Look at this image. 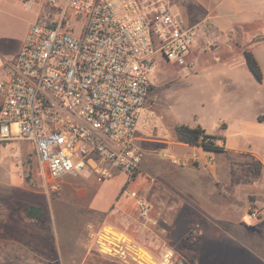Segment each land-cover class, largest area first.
Instances as JSON below:
<instances>
[{
	"label": "built area",
	"instance_id": "built-area-1",
	"mask_svg": "<svg viewBox=\"0 0 264 264\" xmlns=\"http://www.w3.org/2000/svg\"><path fill=\"white\" fill-rule=\"evenodd\" d=\"M47 3L53 15L30 25L17 55L0 66V142L32 144L47 182H102L112 170L131 180L143 159L138 127L156 128L149 104L155 68L163 61L192 75L198 27L174 0ZM122 193L135 199L140 218L148 217L144 198ZM89 231L100 253L120 251L125 259L117 249L130 244Z\"/></svg>",
	"mask_w": 264,
	"mask_h": 264
},
{
	"label": "rangeland",
	"instance_id": "rangeland-1",
	"mask_svg": "<svg viewBox=\"0 0 264 264\" xmlns=\"http://www.w3.org/2000/svg\"><path fill=\"white\" fill-rule=\"evenodd\" d=\"M47 2L9 0L6 13H0V44L9 38V56L15 52L30 25L53 15ZM174 2L185 18L180 7H189V0ZM186 12L192 14L193 11L187 8ZM190 57L195 68L188 77L182 76L179 68L163 61L155 68L149 104L155 115L156 127H166L172 133L176 124L200 126L208 134L223 137L228 146L239 143L245 137L238 138L235 134V118L223 107L224 102L223 105L208 102L204 89L206 82L209 86L212 82V96L221 98L228 92V81L220 78L205 81L204 71L213 72L214 65L205 68L197 51L192 50ZM222 122L230 124L228 130L220 129ZM248 128L246 137L253 139L257 133ZM11 133L16 136L14 124ZM255 147L260 150L257 142ZM163 158L182 162L196 160L200 165L203 162L194 149L182 147L169 148ZM79 183L81 181L77 179L75 184ZM127 183V177L119 172L112 173L107 180L96 182V187L85 184L86 192L84 188L78 190L76 185L47 182L40 174L32 144L25 141L0 142V264H264V225L249 216L252 208L247 209L241 218V226L248 233V239L236 240L218 235L209 239L199 237L197 229L195 233L191 230L187 234L192 237L179 240L178 236L187 225L181 221L173 223L167 237L162 223L151 222L150 214L147 218H140L136 213L144 226H156L155 236L150 239L143 232L137 241L118 231L105 229L118 243L124 240L131 246L127 250L117 249L125 252L124 260L120 251L114 252L115 256L103 255L89 235V225L96 231L101 230L96 227L92 216L105 215L118 199L125 200L122 189L131 193V189L126 188ZM30 206L41 210L38 220L24 215L25 208ZM104 208L106 211L100 212ZM151 240L152 244H147Z\"/></svg>",
	"mask_w": 264,
	"mask_h": 264
},
{
	"label": "crops",
	"instance_id": "crops-1",
	"mask_svg": "<svg viewBox=\"0 0 264 264\" xmlns=\"http://www.w3.org/2000/svg\"><path fill=\"white\" fill-rule=\"evenodd\" d=\"M189 3V7H179L184 11L187 23L198 27V38L192 50L202 57L205 68L210 64L215 68L213 72L204 71L205 81L215 78L228 81V92L221 98L212 96V82L210 86L206 82V100L216 105L224 102L223 107L236 120L235 134L245 138L228 146L223 137L215 135L222 139L219 143L224 151L209 153L179 143L174 129L171 133L166 127L159 126L148 134L139 125L137 139L143 159L140 170L131 180L127 179L126 188L131 189V194L145 199L150 206V221L162 223L167 237L173 223L181 221L187 225L178 236L179 240L192 237L187 234L191 230L195 233L196 229L199 237L207 239L212 235L229 240L248 239V233L241 226V218L247 209L252 208L249 216L264 225V0H189ZM7 7L9 0H0V13L5 14ZM187 8L193 11L192 14L186 12ZM25 36L10 56L9 38L0 44V66L17 55ZM244 50L250 53L260 69V83L246 66ZM207 53L210 55L206 56ZM229 127L230 124L225 122L220 125L222 130ZM248 127L257 133L254 140L246 137ZM256 142L260 150L255 147ZM171 147L194 149L203 158L202 164L196 160L182 162L178 159L180 163L174 164L163 158L164 152ZM116 172L112 170V173ZM77 179L81 181L79 185L75 184ZM60 182L76 185L78 190L84 188L86 192L85 186L96 187L97 181L93 177H64ZM123 190L126 192L123 188L121 193ZM122 196L125 200L118 199L105 215L92 216L96 227L118 231L137 241L144 234L152 239L157 232L156 226H144L137 217L135 199L123 193ZM105 211L104 208L100 212ZM147 244L151 245L152 240Z\"/></svg>",
	"mask_w": 264,
	"mask_h": 264
},
{
	"label": "trees",
	"instance_id": "trees-1",
	"mask_svg": "<svg viewBox=\"0 0 264 264\" xmlns=\"http://www.w3.org/2000/svg\"><path fill=\"white\" fill-rule=\"evenodd\" d=\"M243 56L245 59L246 66L254 79L260 83L262 80V75L260 69L253 59V57L248 53V51H243ZM174 133L179 143L190 147L201 148L205 152L209 153H221L224 151L221 142V138L208 134L200 126L188 127L183 124H178L174 126ZM24 215L27 218H33L38 220L41 215V210L39 208H34L33 206L27 207L24 210Z\"/></svg>",
	"mask_w": 264,
	"mask_h": 264
}]
</instances>
